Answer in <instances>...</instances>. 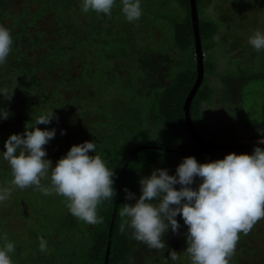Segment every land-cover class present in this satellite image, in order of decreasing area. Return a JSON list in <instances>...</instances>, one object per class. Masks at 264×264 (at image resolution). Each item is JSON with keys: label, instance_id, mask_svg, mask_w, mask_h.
<instances>
[{"label": "trees", "instance_id": "obj_1", "mask_svg": "<svg viewBox=\"0 0 264 264\" xmlns=\"http://www.w3.org/2000/svg\"><path fill=\"white\" fill-rule=\"evenodd\" d=\"M170 1L179 13L167 18L172 45L182 54L187 53L186 62L172 72L163 87L147 89L138 84V74L134 70L129 68L119 72L113 67L111 57L120 59V55L110 53L114 41L103 42L99 38L103 37L107 16L91 10L82 12L80 0H0V24L10 29L13 37L6 62L0 65V87L12 89L10 99L0 96V108L9 112L7 119H0V151L4 150V141L10 133L23 134L26 125L53 108L58 119L47 125H36L56 130L54 138L44 145L47 158L53 164L71 145L92 140L97 152L110 168L113 167L116 192L127 161L119 187L106 264H190L184 251L187 226L179 214L176 219L180 228L176 233L169 229L164 234L168 237L165 249H151L133 239L130 229L120 230V208L125 202H134L126 199L125 190L138 196L142 176L156 168H165L169 174H174L178 163L188 155L204 162L223 158L228 152L251 153L254 148L209 149L189 132L183 103L197 76L190 3L189 0ZM207 1L195 0L204 54L213 46L211 37L218 28L216 20L201 16ZM160 4L164 5V2L161 0ZM117 11L111 13H119ZM191 51L194 62L190 63ZM244 70L216 73L224 98L233 95V84ZM212 73L213 65L205 54L202 79L188 107L196 133L212 142L228 144L264 141V103L261 118L249 122L248 130L231 136L232 139L218 140L213 129L200 122L201 104L208 101L211 94ZM251 76L264 79V67L251 72ZM129 107L135 108L148 124H159L167 139L145 141L125 131L121 122L128 117ZM237 137L248 140L237 142ZM11 180L7 161L0 159V187L12 189L10 197L0 203V235L14 242V252L10 253L13 264H103L115 196L97 207L103 222L90 224L81 241L72 242L68 231L78 221L69 212L66 199L54 192L45 194L35 186L16 188ZM49 185L50 176L41 179L42 187ZM261 222L262 230H250L253 238L248 233L240 234L230 264H264V218ZM255 233L259 235V243L254 246L251 243L257 239ZM41 237L47 241L46 252L39 249ZM171 249L178 253L176 262L167 259Z\"/></svg>", "mask_w": 264, "mask_h": 264}, {"label": "clouds", "instance_id": "obj_2", "mask_svg": "<svg viewBox=\"0 0 264 264\" xmlns=\"http://www.w3.org/2000/svg\"><path fill=\"white\" fill-rule=\"evenodd\" d=\"M117 0H80L84 13L94 11L111 15ZM121 12L128 22L142 15L141 0H119ZM256 51L264 50V30L257 29L248 37ZM13 46L11 30L0 24V65L6 62ZM12 89L0 87V96L10 99ZM9 112L0 108V119ZM58 119L53 108L42 112L35 122L24 128L23 134L10 133L4 141L0 159L7 161L11 184L25 189L35 186L45 194L55 193L66 199L69 212L87 224L103 222L98 205L115 196L114 170L97 152L92 140L71 145L55 164L47 158L44 145L55 136V128H38ZM63 134V130H61ZM260 143H264L261 141ZM50 176V185L41 186V179ZM195 181L196 186L193 187ZM140 192L126 191L119 215L120 230H131L133 239L151 249H165L164 234L176 233L180 224L187 226L184 251L190 264H230L240 234H247L264 218V148L256 146L251 153L228 152L223 158L198 162L192 155L182 158L169 174L165 168L153 169L139 179ZM179 185V187H175ZM11 188L0 187V203L10 197ZM39 249L47 251V241L40 238ZM14 242L0 235V264H13L10 253ZM170 250L168 258L178 260Z\"/></svg>", "mask_w": 264, "mask_h": 264}, {"label": "rangeland", "instance_id": "obj_3", "mask_svg": "<svg viewBox=\"0 0 264 264\" xmlns=\"http://www.w3.org/2000/svg\"><path fill=\"white\" fill-rule=\"evenodd\" d=\"M160 1L141 0V17L135 22H128L117 0L112 10H118L120 14L111 13L106 17L103 37H99L103 42L114 41L110 53L120 55V59L111 57L113 67L119 69V72H126L129 68L134 70L138 74V84L146 86L147 89L163 87L172 72L184 65L187 57V53L182 54L172 45L170 37L167 18L179 13L172 1L162 0L164 5H161ZM201 16L216 20L218 28L211 37L213 46L205 51L206 58L213 65L214 73L210 77V97L201 104L198 119L213 129L218 140L224 141L231 136L240 135L244 130L247 131L249 122L262 116L264 79L251 76V72H257L259 68L264 67V50H254L248 44V37L257 29L264 30V0H208L203 5ZM190 55L191 63L194 62L192 51ZM240 68L245 69V72L240 71L241 75L233 84V95L224 98V91L216 73H237ZM235 99L238 102H235ZM126 112L128 117L122 120V126L125 131L134 133L137 139L159 142L167 139L159 124H148L147 119L140 116L135 108L129 107ZM235 140L246 142L248 139L237 137ZM261 220L262 218L253 225L255 232L263 229ZM77 221L68 231L72 242L81 241L83 232L90 226L83 220ZM81 223L85 226L82 227ZM248 234L252 236L251 231ZM56 236L60 237L58 234ZM254 236H257V233ZM258 236L256 242L253 239L252 245L259 243ZM167 238L163 236L165 242Z\"/></svg>", "mask_w": 264, "mask_h": 264}, {"label": "water", "instance_id": "obj_4", "mask_svg": "<svg viewBox=\"0 0 264 264\" xmlns=\"http://www.w3.org/2000/svg\"><path fill=\"white\" fill-rule=\"evenodd\" d=\"M190 3V17H191V22H192V27H193V35H194V50L196 54V70H197V76L196 79L191 86L185 100L183 103V109L185 112V120H186V126L189 130V132L205 147L212 149V148H243V147H263L264 148V143H234V144H228L224 142H212L210 140L204 139L201 136H199L196 131L194 130L190 116L188 113V107L190 103V99L195 92L196 88L198 87L202 75H203V55L204 53L201 50V44H200V38H199V33H198V28H197V12H196V2L195 0H189ZM127 161L124 164V168L121 173V177L119 180L118 187L116 189V194L113 202V211H112V216L110 220V226H109V232H108V238H107V244H106V249H105V256H104V262L103 264H106L107 261V255H108V249H109V244H110V235H111V229L113 225V217L117 205V199H118V193H119V187L120 183L123 179L124 172H125V167H126Z\"/></svg>", "mask_w": 264, "mask_h": 264}]
</instances>
